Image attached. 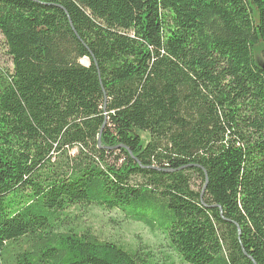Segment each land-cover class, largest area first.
Masks as SVG:
<instances>
[{
    "label": "trees",
    "instance_id": "trees-1",
    "mask_svg": "<svg viewBox=\"0 0 264 264\" xmlns=\"http://www.w3.org/2000/svg\"><path fill=\"white\" fill-rule=\"evenodd\" d=\"M0 35V264H264V0H0Z\"/></svg>",
    "mask_w": 264,
    "mask_h": 264
},
{
    "label": "rangeland",
    "instance_id": "rangeland-1",
    "mask_svg": "<svg viewBox=\"0 0 264 264\" xmlns=\"http://www.w3.org/2000/svg\"><path fill=\"white\" fill-rule=\"evenodd\" d=\"M85 65L89 61L83 60ZM0 65L10 68L12 61L6 53L4 38L0 35ZM82 221L93 227L102 239L119 241L133 247H144L161 256L167 241L158 229L151 228L142 221L131 219L119 211L106 212L97 207H86L81 212Z\"/></svg>",
    "mask_w": 264,
    "mask_h": 264
},
{
    "label": "water",
    "instance_id": "water-1",
    "mask_svg": "<svg viewBox=\"0 0 264 264\" xmlns=\"http://www.w3.org/2000/svg\"><path fill=\"white\" fill-rule=\"evenodd\" d=\"M101 144V143H100Z\"/></svg>",
    "mask_w": 264,
    "mask_h": 264
}]
</instances>
